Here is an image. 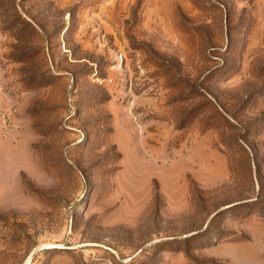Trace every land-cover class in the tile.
Returning a JSON list of instances; mask_svg holds the SVG:
<instances>
[{
    "label": "rangeland",
    "instance_id": "rangeland-1",
    "mask_svg": "<svg viewBox=\"0 0 264 264\" xmlns=\"http://www.w3.org/2000/svg\"><path fill=\"white\" fill-rule=\"evenodd\" d=\"M0 264H264V0H0Z\"/></svg>",
    "mask_w": 264,
    "mask_h": 264
}]
</instances>
